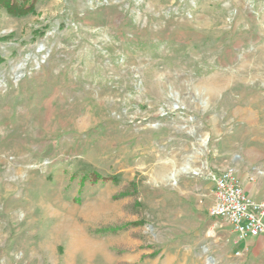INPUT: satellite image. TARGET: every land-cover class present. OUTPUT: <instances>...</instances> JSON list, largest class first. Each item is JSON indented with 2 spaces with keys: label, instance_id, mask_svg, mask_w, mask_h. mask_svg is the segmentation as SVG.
I'll return each mask as SVG.
<instances>
[{
  "label": "rangeland",
  "instance_id": "obj_1",
  "mask_svg": "<svg viewBox=\"0 0 264 264\" xmlns=\"http://www.w3.org/2000/svg\"><path fill=\"white\" fill-rule=\"evenodd\" d=\"M228 168L264 191V0L0 9V264H264Z\"/></svg>",
  "mask_w": 264,
  "mask_h": 264
},
{
  "label": "built area",
  "instance_id": "obj_2",
  "mask_svg": "<svg viewBox=\"0 0 264 264\" xmlns=\"http://www.w3.org/2000/svg\"><path fill=\"white\" fill-rule=\"evenodd\" d=\"M211 182L213 202L209 217L230 225L239 242L264 236V198L256 201L250 197L231 168L212 175Z\"/></svg>",
  "mask_w": 264,
  "mask_h": 264
},
{
  "label": "trees",
  "instance_id": "obj_3",
  "mask_svg": "<svg viewBox=\"0 0 264 264\" xmlns=\"http://www.w3.org/2000/svg\"><path fill=\"white\" fill-rule=\"evenodd\" d=\"M38 2V0H0V9H3L8 15L12 17H23L27 16L29 14H33L35 11V4ZM88 173V172H86ZM86 173L84 174L86 176ZM93 176H95L96 180L101 179V176H99L97 173L92 172ZM84 176V177H85ZM110 180L114 183H118L119 177L118 176H112L110 177ZM134 187L130 192L123 191L117 194L118 197H126V196H133L136 197L137 189L135 186V183H131V187ZM138 223L142 222H135L134 225H138Z\"/></svg>",
  "mask_w": 264,
  "mask_h": 264
},
{
  "label": "crops",
  "instance_id": "obj_4",
  "mask_svg": "<svg viewBox=\"0 0 264 264\" xmlns=\"http://www.w3.org/2000/svg\"><path fill=\"white\" fill-rule=\"evenodd\" d=\"M238 178L241 181L242 187L244 189V191L250 196L252 197L254 200L256 201H260L264 198V191L260 190L259 188L255 187L252 185L251 182H248L246 178H244L243 176H239ZM258 240H264V236H261L259 238H257ZM256 240V239H253Z\"/></svg>",
  "mask_w": 264,
  "mask_h": 264
},
{
  "label": "bare ground",
  "instance_id": "obj_5",
  "mask_svg": "<svg viewBox=\"0 0 264 264\" xmlns=\"http://www.w3.org/2000/svg\"><path fill=\"white\" fill-rule=\"evenodd\" d=\"M89 247V246H88Z\"/></svg>",
  "mask_w": 264,
  "mask_h": 264
}]
</instances>
